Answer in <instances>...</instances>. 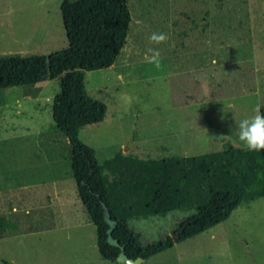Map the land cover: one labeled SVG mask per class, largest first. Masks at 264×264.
<instances>
[{
  "label": "rangeland",
  "instance_id": "rangeland-1",
  "mask_svg": "<svg viewBox=\"0 0 264 264\" xmlns=\"http://www.w3.org/2000/svg\"><path fill=\"white\" fill-rule=\"evenodd\" d=\"M63 1L0 0V60L67 48ZM127 1L124 49L111 67L84 75L105 118L81 129L79 140L99 162L120 151L160 159L241 147L238 122L264 105V0ZM153 32L170 39L150 44ZM149 47L160 50L162 70L144 62ZM59 93V79L0 89V215L12 224L0 238V264H121L100 257L77 196L71 146L52 120ZM191 214L174 210L128 226L147 246L174 237ZM143 264H264V196Z\"/></svg>",
  "mask_w": 264,
  "mask_h": 264
},
{
  "label": "trees",
  "instance_id": "trees-1",
  "mask_svg": "<svg viewBox=\"0 0 264 264\" xmlns=\"http://www.w3.org/2000/svg\"><path fill=\"white\" fill-rule=\"evenodd\" d=\"M69 45L46 55L0 60V89L33 86L59 79L60 93L51 106L52 120L71 146L77 196L94 225L98 253L116 262L118 247L107 242L103 204L117 222L112 236L125 254L145 260L228 219L243 200L264 196V150L229 147L189 157L144 159L122 151L99 162L93 148L79 140V131L102 122L107 107L91 97L86 71L111 67L126 45L132 21L127 0H64L61 4ZM264 114V105L260 107ZM192 211L180 223L177 237L166 236L143 246L128 226L132 219ZM12 224L0 215V238ZM2 264H12L2 260Z\"/></svg>",
  "mask_w": 264,
  "mask_h": 264
},
{
  "label": "clouds",
  "instance_id": "clouds-1",
  "mask_svg": "<svg viewBox=\"0 0 264 264\" xmlns=\"http://www.w3.org/2000/svg\"><path fill=\"white\" fill-rule=\"evenodd\" d=\"M169 39V35L164 32H153L148 36L149 43L155 45L166 43ZM143 59L145 63L152 65L155 69H163L162 57L158 48H147ZM235 141L247 151L264 150V114L260 112L259 107L255 109L253 115L238 122Z\"/></svg>",
  "mask_w": 264,
  "mask_h": 264
},
{
  "label": "water",
  "instance_id": "water-1",
  "mask_svg": "<svg viewBox=\"0 0 264 264\" xmlns=\"http://www.w3.org/2000/svg\"><path fill=\"white\" fill-rule=\"evenodd\" d=\"M102 206H103V211H104V220L109 226L107 229V242L109 245L118 247L120 249V253L118 254L116 258V262L121 263V264H143L146 261L145 259L141 257H138L136 259L129 258L125 254L124 247L121 246L119 244V241L112 236V232L116 228L117 222L111 218L110 212L108 208L106 207V205L103 204ZM182 231L183 230L180 229L179 232L176 235H174L173 238H177L182 233Z\"/></svg>",
  "mask_w": 264,
  "mask_h": 264
},
{
  "label": "crops",
  "instance_id": "crops-1",
  "mask_svg": "<svg viewBox=\"0 0 264 264\" xmlns=\"http://www.w3.org/2000/svg\"><path fill=\"white\" fill-rule=\"evenodd\" d=\"M187 53H189V54H187ZM185 55H189V56L193 55L192 50L185 51Z\"/></svg>",
  "mask_w": 264,
  "mask_h": 264
}]
</instances>
